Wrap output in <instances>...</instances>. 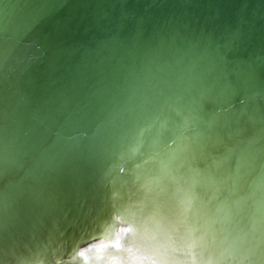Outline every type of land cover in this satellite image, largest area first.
I'll use <instances>...</instances> for the list:
<instances>
[{
    "label": "water",
    "instance_id": "obj_1",
    "mask_svg": "<svg viewBox=\"0 0 264 264\" xmlns=\"http://www.w3.org/2000/svg\"><path fill=\"white\" fill-rule=\"evenodd\" d=\"M185 185L264 251V0H0V264L116 253Z\"/></svg>",
    "mask_w": 264,
    "mask_h": 264
},
{
    "label": "bare ground",
    "instance_id": "obj_2",
    "mask_svg": "<svg viewBox=\"0 0 264 264\" xmlns=\"http://www.w3.org/2000/svg\"><path fill=\"white\" fill-rule=\"evenodd\" d=\"M145 184L151 187V183ZM157 191L160 194L161 190ZM176 191L179 194L175 200L177 204L166 210L164 206L170 203L159 200V194H154L150 197L153 203L149 208L138 201L132 209L114 215L115 219L122 217L128 222L130 234L116 253H96L90 264H95L99 258L103 260L101 264H244L247 255L255 259L251 260L252 264H264V251L256 244L244 243L245 237L231 226L230 220L226 222L218 210L203 203L207 212L201 207L198 209L197 217L202 218L199 224L190 220L192 202L199 199L191 185L177 186ZM111 227L107 226L103 233L105 239L86 249L107 247L108 241L117 239L116 232L111 234ZM78 253H85V250ZM62 254L59 250L54 251L49 256L45 254L35 259L34 263H57L62 260ZM74 255L68 256L67 261L74 262ZM78 261L84 262V258Z\"/></svg>",
    "mask_w": 264,
    "mask_h": 264
}]
</instances>
